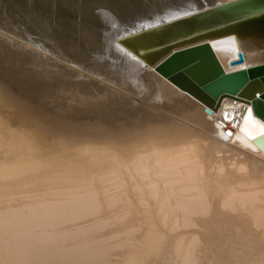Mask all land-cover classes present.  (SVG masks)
Wrapping results in <instances>:
<instances>
[{
	"label": "bare ground",
	"instance_id": "obj_1",
	"mask_svg": "<svg viewBox=\"0 0 264 264\" xmlns=\"http://www.w3.org/2000/svg\"><path fill=\"white\" fill-rule=\"evenodd\" d=\"M88 3L80 12L70 0H0L8 21L0 18V149L14 168L0 170V234L42 221L41 231L65 210L45 227L58 231L92 210L95 220L119 217V233L144 232L134 234L144 247L127 264H192L197 254L201 264H264V149L240 131L241 109L253 101L224 95L209 107L154 63L143 58L151 68L141 69L110 47L123 43L125 29L198 8ZM10 8L21 11L18 24ZM210 43L227 72L264 62L262 50L234 33ZM240 50L244 61L231 65ZM113 96L124 103L100 107ZM33 214L39 221L34 215L30 224ZM85 221L71 237H82ZM50 230L31 243L56 240Z\"/></svg>",
	"mask_w": 264,
	"mask_h": 264
},
{
	"label": "water",
	"instance_id": "obj_2",
	"mask_svg": "<svg viewBox=\"0 0 264 264\" xmlns=\"http://www.w3.org/2000/svg\"><path fill=\"white\" fill-rule=\"evenodd\" d=\"M174 1L198 9L146 26L143 33L127 34L122 42L209 107L219 104L224 95L251 99L252 104L241 109L240 131L264 149V136H260L264 131V62L227 72L210 43V39L234 33L264 52V0ZM244 59L240 50L231 65Z\"/></svg>",
	"mask_w": 264,
	"mask_h": 264
},
{
	"label": "rangeland",
	"instance_id": "obj_3",
	"mask_svg": "<svg viewBox=\"0 0 264 264\" xmlns=\"http://www.w3.org/2000/svg\"><path fill=\"white\" fill-rule=\"evenodd\" d=\"M71 2L73 1V3H77L75 6H76V10L78 11H83L84 9L88 8V5L90 3H88V0H70ZM86 2V3H85ZM78 3L79 4H82V8H81V5L78 6ZM88 3V4H87ZM84 5V6H83ZM11 9V8H10ZM6 10L7 13L11 16V17H15V22L14 24H18V19L17 17L19 16V14H21L19 11H16V12H12L14 11V9H11V10ZM82 9V10H81ZM10 11V12H9ZM2 15V16H1ZM0 15V18L3 19L2 21L3 22H7V18L5 17L4 14H1ZM17 17H16V16ZM72 22L71 23H74L76 22L75 20L71 19ZM103 85V84H102ZM158 113V112H157ZM7 158V152L4 148L0 149V170H10V169H14L13 166H10L7 164V162H5ZM55 159V158H53ZM3 160V161H2ZM56 160V159H55ZM53 160V161H55ZM58 160V158H57ZM50 162H52V159L50 160ZM3 164H5L3 166ZM54 212L56 211H59V210H53ZM91 211V212H90ZM88 212V210L85 212L84 214V218L81 220V217L83 216H79L80 214H78L79 218H75L73 219L74 221L71 222V223H68L69 221H66L67 222H62V225H58L59 226V229L58 231H56V229L54 228H45L47 226L50 225L51 222L56 221L57 220V214L59 216H61L62 214L65 215V210L62 211V214L60 212L59 213H55L56 215H50L48 218H46V223L44 222L42 224L43 228H41L42 230L40 231L39 230V227L37 228L36 226H39L38 224H40L42 221H40V223H38L37 225L35 224V227L33 228H27L29 227V225L26 227L27 229H29V231L25 230V226L24 228L21 230H17L15 229L14 227V232H13V228L11 229V231H6L8 232L7 234H4L5 232H1L2 234H0V264H127L128 262L130 261H133L135 260L139 255H140V252L141 250L143 249L144 247V243L136 238L138 237L137 235H142L144 232H138L139 230L141 229H136L134 228V230H130L132 232H130L128 230V233L127 231H122V233L120 232H117V225L116 222H120V220H117V219H120L119 217H117L115 219V217H112V218H109L108 220L106 219L105 220H99L98 222H96L97 220L93 219L94 217V211L90 210ZM52 212V211H51ZM68 212V211H67ZM93 212V213H92ZM50 213V212H49ZM92 213V214H91ZM76 214V213H75ZM34 215H37V214H33L31 216V218L29 219L28 223L31 224L32 221H35V218L36 216ZM87 215V216H86ZM93 215V217H92ZM67 216V215H66ZM77 216V215H76ZM64 217V216H62ZM70 217V215L68 216ZM15 218V217H14ZM13 218V219H14ZM37 218H38V215H37ZM61 218V217H60ZM91 219L92 222H95L98 223L95 224L88 222L87 224V221ZM11 219V220H13ZM16 219V218H15ZM14 219V220H15ZM64 219V218H63ZM69 219V218H68ZM77 219V220H76ZM84 219H86L85 221V224L86 225V229L84 231V234L82 235V237H80L78 240L77 238L80 236L78 234V237L75 236L74 234H72L73 232H77L80 227L79 224H81ZM93 219V220H92ZM10 220V219H9ZM65 220V219H64ZM117 220V221H116ZM18 221V220H17ZM31 221V222H30ZM38 221H39V218H38ZM71 221V219H70ZM77 221V222H76ZM8 222V221H7ZM10 222V221H9ZM13 222V221H12ZM11 222V224H12ZM101 222V223H100ZM5 224L4 222H1L0 221V224ZM18 223V222H17ZM26 223V222H25ZM24 223V224H25ZM27 223V224H28ZM34 223V222H33ZM36 223V221H35ZM58 223V222H57ZM79 223V224H78ZM15 224V223H14ZM13 226H16L14 225ZM20 224V223H19ZM18 224V226L20 227V225ZM52 224V223H51ZM54 224V222H53ZM65 224V225H64ZM91 224V225H90ZM113 224V225H112ZM10 225V223H9ZM34 225V224H33ZM91 228H90V226ZM96 228H93L94 226ZM98 225V226H97ZM116 225V226H115ZM3 226V225H1ZM6 226V225H5ZM18 226L16 228H18ZM41 226V227H42ZM52 227V225H50ZM56 226V227H58ZM85 226V225H84ZM88 226V227H87ZM114 226V228H113ZM4 227V226H3ZM8 228V223H7V226ZM4 227V228H6ZM10 227H12V225H10ZM54 227H55V224H54ZM78 227V228H77ZM83 228V226H81ZM80 227V229H81ZM110 227V228H109ZM6 228V229H7ZM21 228V227H20ZM45 228V229H44ZM85 228V227H84ZM5 229V230H6ZM10 229V228H9ZM7 229V230H9ZM38 229V230H37ZM51 229V230H50ZM103 229V230H102ZM109 229V230H108ZM136 230H138V234L136 233ZM4 230V229H3ZM17 230V231H16ZM46 230H50L53 232V230L56 231L53 232L55 233V235L53 234V236L57 237L56 240H58L60 238V243H56L55 245V242L56 240L52 238L50 239L49 238V235L48 237H46L45 235H43L42 237H39V239H37V241L35 243H31V241H34L32 240V237L34 234H36V231H39V235L42 233H46L45 231ZM19 231V232H18ZM31 231V232H30ZM50 231H47V232H50ZM103 231V232H102ZM134 231V232H133ZM142 231V230H141ZM28 232V233H27ZM59 232V233H58ZM81 232V231H80ZM79 232V234H80ZM103 234H102V233ZM126 232V234L124 235V233ZM24 233V234H23ZM27 233V234H26ZM51 233V232H50ZM58 233V234H57ZM97 233V234H96ZM101 233V236H99ZM108 233V234H107ZM118 233V234H116ZM130 233V234H129ZM140 233V234H139ZM13 236H12V235ZM41 234V235H42ZM46 234H49V233H46ZM52 234V233H51ZM73 235L75 237H77L76 239L73 238V236L71 237L70 235ZM107 234V235H105ZM123 234V235H122ZM136 237H135V235ZM106 237H105V236ZM5 236V237H4ZM124 236V237H123ZM132 236V237H131ZM7 237V239H6ZM46 237V238H45ZM54 237V238H55ZM71 237V238H70ZM126 237V238H125ZM4 238V239H3ZM10 238V239H9ZM34 238V237H33ZM42 238V239H40ZM45 238V239H44ZM73 238V239H72ZM105 238V239H104ZM124 238V240L122 239ZM134 238V239H133ZM8 240V243L5 241ZM36 239V238H35ZM62 239V241H61ZM86 239V240H85ZM121 239V240H119ZM138 239V240H137ZM214 239H217V237H215ZM2 240V241H1ZM31 240V241H30ZM79 242H77V241ZM140 240V241H139ZM199 240V239H198ZM5 241V243L3 242ZM17 243H16V242ZM30 241V242H28ZM55 241V242H53ZM59 241V240H58ZM72 241V242H71ZM121 241V242H120ZM131 241V242H130ZM20 242V243H19ZM53 242V243H52ZM75 242V245H73ZM25 243H31L29 246H27L28 244H25ZM77 243L79 245H77ZM119 243V244H118ZM137 243V244H136ZM4 244V245H3ZM6 244H10V245H6ZM20 244V245H19ZM26 245V246H25ZM121 247H119V246ZM125 245V246H124ZM7 246V248H6ZM12 246V247H11ZM25 246V248H24ZM80 246V247H79ZM107 246V247H106ZM123 246V248H122ZM3 247V248H2ZM21 247V248H19ZM50 247V248H49ZM6 251H5V249ZM68 248V249H67ZM94 248V249H93ZM98 248V249H97ZM2 249V251H1ZM13 250V251H12ZM96 250V251H95ZM107 250V251H105ZM111 250V251H110ZM16 251V252H15ZM70 252V253H69ZM91 252V253H90ZM111 252V253H110ZM101 253V254H100ZM109 253V255H108ZM3 254V255H2ZM26 254V255H25ZM107 256V257H106ZM28 257V258H27ZM202 254H197L195 255L191 260H192V264H201V260H202ZM14 259V260H13ZM23 259V260H22ZM79 259V260H78ZM17 260H20V262H18ZM98 262H97V261ZM116 260V261H115ZM199 262H198V261ZM8 261V262H7ZM196 261V262H194ZM22 262V263H21ZM97 262V263H96ZM101 262V263H99ZM198 262V263H197Z\"/></svg>",
	"mask_w": 264,
	"mask_h": 264
},
{
	"label": "snow or ice",
	"instance_id": "obj_4",
	"mask_svg": "<svg viewBox=\"0 0 264 264\" xmlns=\"http://www.w3.org/2000/svg\"><path fill=\"white\" fill-rule=\"evenodd\" d=\"M145 28H146L145 25L137 24L131 29H125V33L131 34V35H137V34L143 33ZM110 47L111 49L115 50V52L119 56L132 61L137 67L141 69L151 68V66L147 65V62L143 59V54L133 53L131 49L128 48V45L126 42L111 43ZM152 70L155 71L154 68ZM123 103L124 102L122 101L121 98L113 96L110 99L103 100L102 103L100 104V107L119 108L120 105ZM225 119H227V117H225ZM228 135L230 136L231 133H228ZM260 136H264V131L260 132ZM253 138L255 139L256 137H253Z\"/></svg>",
	"mask_w": 264,
	"mask_h": 264
}]
</instances>
